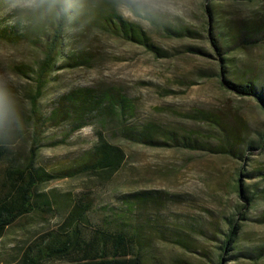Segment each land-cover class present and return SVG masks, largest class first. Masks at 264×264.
<instances>
[{
  "label": "rangeland",
  "instance_id": "374dc122",
  "mask_svg": "<svg viewBox=\"0 0 264 264\" xmlns=\"http://www.w3.org/2000/svg\"><path fill=\"white\" fill-rule=\"evenodd\" d=\"M196 3V11L189 21L174 26L197 30L194 37L168 38L160 30L147 31L150 43L160 52H166L167 57H157L142 46L118 38L95 35L89 40V46L97 51L92 67L60 71L43 90L42 110L72 86L108 87L119 90L135 103L138 124L156 121L176 131L199 130L201 125L191 117L203 110L221 114L227 124L242 128L244 140H255L264 132V113L259 104L253 98L225 90L217 74L224 64L221 57L234 58L239 67L252 74L264 73V48L250 47L228 55L216 54L207 33L205 3L203 0H196ZM263 7L264 0L252 3L221 0L211 5L219 22H230L234 26L251 22L255 15L262 18ZM38 59V52L25 43L0 42V71L13 73L18 82L19 116L10 124L18 134L10 138L9 143L20 161L28 157L31 148L32 131L24 119L30 108L29 98L35 92L34 82L20 71ZM64 129L45 130L43 141L35 151L39 166L52 168L72 163L94 141L92 126L69 138L63 137ZM104 133L126 154L125 166L118 174L95 183L86 175L54 180L39 190L48 196L55 193L58 205L65 203L66 196L72 198L90 190L96 210L103 205H118L119 196L137 191L174 194L181 198L180 203L162 202L158 219L151 218V224L163 222L169 235L172 229H180L188 245L185 248L153 237V264H217L229 217L235 219L240 228L238 249L230 251L223 264H264V256L259 259L255 256L257 249L264 247V223L258 221L264 213V201L246 205L235 190L237 179L245 187L264 188L263 176L253 173H264V151H245V157L239 160L199 150L134 145L117 136L111 126ZM54 141L56 143L50 144ZM4 167V163L0 164V171ZM241 204L246 205L245 208ZM64 210H59L55 217L29 215L9 227L0 239V264H18L27 244L59 226ZM149 210L147 207L145 213ZM198 223L203 234L190 227Z\"/></svg>",
  "mask_w": 264,
  "mask_h": 264
},
{
  "label": "trees",
  "instance_id": "16d2710c",
  "mask_svg": "<svg viewBox=\"0 0 264 264\" xmlns=\"http://www.w3.org/2000/svg\"><path fill=\"white\" fill-rule=\"evenodd\" d=\"M203 1L209 42L216 54L228 55L250 47L264 48V7L261 9L262 18L255 15L251 17V22L234 26L230 22H219L214 16L211 5L221 0ZM249 1L252 3L255 0ZM159 30L168 38H192L197 34V30L183 26ZM97 34L142 46L157 57H167L166 52H160L150 43L147 31L121 20L105 8L96 13L94 21L84 32L67 33L62 27H0L1 43L22 42L39 54L36 63L20 71L22 76L35 84V92L28 101V115L24 119L32 131L27 158L20 161L10 149L9 140L18 132L10 125L0 126V164L5 165L0 171V239L9 227L29 215L55 217L59 210L66 211L55 230L46 232L25 246L18 264H153V237L186 248V236L180 235V229H172V235H169L163 222L151 224V218L158 219L162 202L180 203L181 198L174 194L137 191L119 196L118 205H103L96 210L90 190L77 193L72 198L66 196L62 205L56 204L55 193L48 196L39 190L54 180L86 175L95 183L118 174L125 166L126 154L104 133L110 126L122 140L134 145L199 150L239 160L245 157V151H264V132L255 140H244L241 127L227 124L221 114L213 112L200 110L191 117L201 125L199 130L176 131L156 121L138 124L135 103L114 88L72 86L57 95L43 111L40 105L43 90L60 71L89 70L92 67L97 51L89 46V40ZM220 61L224 64L217 76L223 88L240 97L255 99L264 113V73L252 74L239 67L232 57H221ZM91 126L94 141L74 162L57 164L52 168L37 164L35 151L43 141L45 130L65 128L63 137L69 138ZM253 173L264 178L261 171ZM235 190L246 205L264 201V188L245 187L237 179ZM246 205L241 204V207ZM147 207L150 210L145 213ZM258 221L264 223V213ZM226 223L227 232L219 246L217 264L226 262L230 251L238 249L236 242L240 228L237 221L229 217ZM199 225L192 224L190 227L203 234ZM257 251L256 258L264 256V247Z\"/></svg>",
  "mask_w": 264,
  "mask_h": 264
},
{
  "label": "clouds",
  "instance_id": "9594fccd",
  "mask_svg": "<svg viewBox=\"0 0 264 264\" xmlns=\"http://www.w3.org/2000/svg\"><path fill=\"white\" fill-rule=\"evenodd\" d=\"M196 7V0H0V27H62L67 33L84 32L105 8L150 32L187 23ZM17 88L15 75L0 71V126L18 119Z\"/></svg>",
  "mask_w": 264,
  "mask_h": 264
}]
</instances>
